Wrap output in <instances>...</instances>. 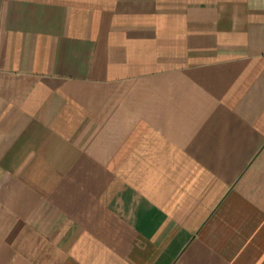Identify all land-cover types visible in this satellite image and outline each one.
Masks as SVG:
<instances>
[{
	"label": "crops",
	"instance_id": "0c3cea01",
	"mask_svg": "<svg viewBox=\"0 0 264 264\" xmlns=\"http://www.w3.org/2000/svg\"><path fill=\"white\" fill-rule=\"evenodd\" d=\"M0 264H264V0H0Z\"/></svg>",
	"mask_w": 264,
	"mask_h": 264
}]
</instances>
